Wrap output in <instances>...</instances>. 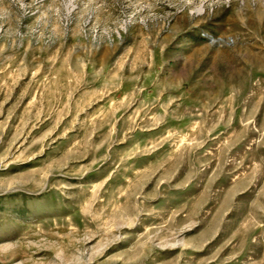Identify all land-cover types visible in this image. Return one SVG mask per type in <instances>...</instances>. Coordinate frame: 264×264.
<instances>
[{"label": "rangeland", "instance_id": "rangeland-1", "mask_svg": "<svg viewBox=\"0 0 264 264\" xmlns=\"http://www.w3.org/2000/svg\"><path fill=\"white\" fill-rule=\"evenodd\" d=\"M0 264H264V0H0Z\"/></svg>", "mask_w": 264, "mask_h": 264}]
</instances>
